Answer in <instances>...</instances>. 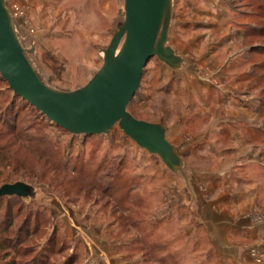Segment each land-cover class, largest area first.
Instances as JSON below:
<instances>
[{"label": "rangeland", "instance_id": "rangeland-1", "mask_svg": "<svg viewBox=\"0 0 264 264\" xmlns=\"http://www.w3.org/2000/svg\"><path fill=\"white\" fill-rule=\"evenodd\" d=\"M172 4L169 46L184 58L183 66L173 71L152 58L128 111L165 126L184 162L177 174L117 126L108 138L72 136L34 113L21 122L28 107L0 77V146L12 143L6 150L11 160L35 166L45 157L32 147L44 133L59 144L68 166L65 175L39 183L0 166V187L22 181L34 188L31 198L0 199V264H100V256L113 251L132 264H181L178 253L190 256L194 230V249L202 256L226 249L221 219L227 222L228 209L244 203V190L258 192L264 183V0ZM6 5L20 10L14 20L22 45L34 49L29 60L35 71L62 92L83 87L99 70V49L124 19L123 0ZM11 114L14 133L4 125ZM20 129L27 135L18 141ZM231 217L238 221L241 214ZM241 235L231 254L248 256L246 246L257 256L252 240ZM200 263L212 264L208 258Z\"/></svg>", "mask_w": 264, "mask_h": 264}, {"label": "water", "instance_id": "water-1", "mask_svg": "<svg viewBox=\"0 0 264 264\" xmlns=\"http://www.w3.org/2000/svg\"><path fill=\"white\" fill-rule=\"evenodd\" d=\"M124 19L106 48L102 65L83 87L62 92L47 86L32 66L20 41L6 0H0V77L13 96L37 110L49 123L72 136H106L117 126L140 149L157 156L166 169L179 173L184 162L167 138L162 123L136 119L128 111L147 63L156 58L179 71L184 58L169 46L172 0H123ZM34 188L18 181L0 187V198H31Z\"/></svg>", "mask_w": 264, "mask_h": 264}, {"label": "crops", "instance_id": "crops-1", "mask_svg": "<svg viewBox=\"0 0 264 264\" xmlns=\"http://www.w3.org/2000/svg\"><path fill=\"white\" fill-rule=\"evenodd\" d=\"M252 159L255 160V156H252ZM262 182H259L258 192H256L254 188H248L239 195L242 197L244 203L242 202V204L236 206L234 210H232V208L230 210L228 209L229 216L227 218L229 220L227 222L226 220L224 222L221 219L220 223H222V227L227 229V233L224 232L223 234V240L225 241L224 244L226 249H223L222 253H220L219 250H216V255L214 256L213 254L211 255V252L209 253L210 255L207 254V256H202L200 253H198L194 249L197 243V232L194 230L192 231L194 248L192 249V252L189 253L190 256H187V254L178 253L177 258L180 257L178 258L180 263L202 264L200 261L208 258L211 259L212 264H264V183ZM235 214H237V216L241 214V219L235 221V219L231 217L235 216ZM184 229L185 228L183 226V230ZM236 234L239 236L242 234V237H240L242 239L246 238L248 240H252L254 243L253 247H256V251H254V253L257 252L258 255L250 256L251 251L249 247H246L245 245L242 246H245L246 248L242 247V249L244 253H249L248 256L232 255L231 251L233 250V253L235 252L234 241L236 238H238ZM183 235L188 236L189 234L187 235L186 230H184ZM227 245H230V248L227 247ZM105 252L106 250H103V253ZM106 254L108 255L100 256V264H132V260H130V258L127 256H121L117 251H113L111 254L108 252ZM177 258H175V260H177ZM181 261H184V263ZM186 261L190 263H187Z\"/></svg>", "mask_w": 264, "mask_h": 264}, {"label": "trees", "instance_id": "trees-1", "mask_svg": "<svg viewBox=\"0 0 264 264\" xmlns=\"http://www.w3.org/2000/svg\"><path fill=\"white\" fill-rule=\"evenodd\" d=\"M19 98V97H16ZM21 99V98H20ZM262 105L264 106V102L262 103ZM21 107H28L29 113L27 114V117L24 119H21V122L27 121L28 120V116L32 113L37 114L38 116H41V118H43V116L41 114H39V112L37 110H35L33 107L28 106V104L26 102H24L23 100H21ZM12 111V110H10ZM13 114H11L12 116ZM12 120L8 122V119L4 122V125L7 126V128H9V132L14 133L13 129H14V123L17 122L16 120V116L14 114V116H12ZM11 118V117H10ZM9 118V119H10ZM45 119L47 122H49L46 118ZM14 122V123H13ZM10 133V134H11ZM26 129H20L16 132L15 134V138L20 141L21 139L26 138ZM28 137V136H27ZM36 138V137H35ZM34 137H32L30 139V141L35 140ZM38 145L37 147L33 146V148H38L39 152L41 153L39 156L41 157V159H43V157H45L44 160H39L38 163L35 164V166H31V165H27L26 161L22 160V161H16V160H11V152H6L7 148L9 149L11 147V144H7V145H1L0 146V155L4 154L7 155L3 157L4 162L0 163V166H4L5 168H12V171L10 172L11 175H19V179H21L22 181L25 182H40V181H47V182H51L53 179V174H58V175H65L68 171V166L65 163H61L62 162V154L60 152V148H59V144L57 142H53L46 134L42 133L40 135V138H38ZM37 140V139H36ZM29 142L25 143V147L28 150V147L30 145ZM21 146H19L18 148H20ZM31 149V150H32ZM26 151V150H25ZM28 152V151H26ZM30 153V152H28ZM1 199V198H0ZM7 231V228H5L4 232ZM4 245L1 244L0 245V250L3 249ZM10 247H5V249H9Z\"/></svg>", "mask_w": 264, "mask_h": 264}, {"label": "built area", "instance_id": "built-area-1", "mask_svg": "<svg viewBox=\"0 0 264 264\" xmlns=\"http://www.w3.org/2000/svg\"><path fill=\"white\" fill-rule=\"evenodd\" d=\"M26 3L28 2V0H24ZM11 15L13 16V18H15L17 16V14L20 13V10L17 6H14L12 9H9Z\"/></svg>", "mask_w": 264, "mask_h": 264}]
</instances>
